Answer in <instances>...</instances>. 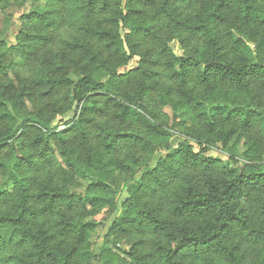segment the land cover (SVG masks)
I'll return each mask as SVG.
<instances>
[{"label":"trees","instance_id":"trees-1","mask_svg":"<svg viewBox=\"0 0 264 264\" xmlns=\"http://www.w3.org/2000/svg\"><path fill=\"white\" fill-rule=\"evenodd\" d=\"M34 1L0 39V264H264V0ZM114 176L130 247L95 251Z\"/></svg>","mask_w":264,"mask_h":264},{"label":"rangeland","instance_id":"rangeland-1","mask_svg":"<svg viewBox=\"0 0 264 264\" xmlns=\"http://www.w3.org/2000/svg\"><path fill=\"white\" fill-rule=\"evenodd\" d=\"M3 6V10L0 12V39H4L7 48L17 47L19 45V37L21 33L26 29L24 26V22L22 20V16L28 13L39 12L41 10L46 9L42 2H37L34 0H3L1 2ZM66 29L59 30L57 32V36L59 34H66ZM173 47L177 53L183 55V51L180 49V45L177 43H173ZM137 61V60H136ZM136 61H134L130 68L136 66ZM129 68V69H130ZM169 113V112H168ZM170 114V124H172V114ZM63 117H59L58 119H62ZM60 128L64 129L65 126L63 123H60ZM184 129V128H183ZM182 126L177 127L178 136H184L182 131ZM174 139V138H173ZM244 139L238 145V154L243 157V152L245 151V143ZM176 140H172L171 144H177ZM232 145V143H231ZM169 153V151L161 150L157 152L158 157H165ZM227 149H224L222 146H219L216 150L212 151L210 155L215 157H219L223 160H227ZM155 164V163H154ZM142 172H140L135 181L139 180L142 177ZM2 182V181H1ZM0 182V185H1ZM111 182L113 183L115 188H118V192L113 197L112 203L109 207H106L103 210H97L96 216L93 218L96 222L99 223V228L96 233L91 236V241L95 251H98L104 244L105 248L110 244L115 245L122 249H129V245L125 240L118 239L111 235L108 231L111 227L112 223L123 213L125 207L130 202L131 198V189L130 185L131 181H121L120 178L114 176L111 178ZM90 219V218H89ZM109 233V234H108ZM97 253V252H96Z\"/></svg>","mask_w":264,"mask_h":264}]
</instances>
